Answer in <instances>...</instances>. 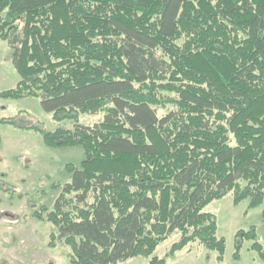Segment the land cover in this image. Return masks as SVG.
I'll return each mask as SVG.
<instances>
[{
  "label": "trees",
  "instance_id": "trees-1",
  "mask_svg": "<svg viewBox=\"0 0 264 264\" xmlns=\"http://www.w3.org/2000/svg\"><path fill=\"white\" fill-rule=\"evenodd\" d=\"M0 38L21 76L3 98L39 97L58 120L103 113L36 126L48 146L84 149L33 212L70 264H166L153 253L174 231L172 252L198 241L222 260L205 207L228 192L264 218V0H0ZM236 237L264 260L254 229Z\"/></svg>",
  "mask_w": 264,
  "mask_h": 264
},
{
  "label": "rangeland",
  "instance_id": "rangeland-1",
  "mask_svg": "<svg viewBox=\"0 0 264 264\" xmlns=\"http://www.w3.org/2000/svg\"><path fill=\"white\" fill-rule=\"evenodd\" d=\"M20 79L13 49L0 38V92L15 87ZM102 117V112H81L78 119L58 120L42 107L39 97L0 95V179L15 187L12 192L0 189V264H70V246L62 242L50 246L53 224L33 212L43 205L52 208L62 184L70 178L66 163H79L84 149L81 145L48 146L36 126L47 130L72 128L76 121L94 124ZM248 203V199L234 203L233 192H228L205 207L216 215L218 234L226 239L222 260L216 250L198 241L172 252L179 231L161 241L153 255L165 257L166 264H264L251 248L253 239L236 237L239 229H254L256 239L264 243L262 205L249 208ZM149 259L138 255L117 264H148Z\"/></svg>",
  "mask_w": 264,
  "mask_h": 264
}]
</instances>
